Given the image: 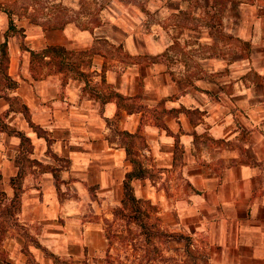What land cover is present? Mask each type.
I'll use <instances>...</instances> for the list:
<instances>
[{
	"label": "crops",
	"instance_id": "crops-1",
	"mask_svg": "<svg viewBox=\"0 0 264 264\" xmlns=\"http://www.w3.org/2000/svg\"><path fill=\"white\" fill-rule=\"evenodd\" d=\"M107 2L100 24L13 18L23 36L7 35L2 65L15 84L0 71L8 198L23 170L2 240L10 264L62 252L104 264L88 256L106 249L102 216L85 217L111 220L121 205L123 130L147 170L134 192L156 204L160 227L205 238L217 263L264 264V0ZM7 27L0 8V43ZM48 45L68 52L32 59Z\"/></svg>",
	"mask_w": 264,
	"mask_h": 264
},
{
	"label": "rangeland",
	"instance_id": "rangeland-1",
	"mask_svg": "<svg viewBox=\"0 0 264 264\" xmlns=\"http://www.w3.org/2000/svg\"><path fill=\"white\" fill-rule=\"evenodd\" d=\"M107 3V0H13L9 5L13 10L12 16L14 19L16 15L22 13L26 9V12L36 14V18L43 22L47 21L52 16H55V18L58 16L59 18L66 20H75L80 25H92L102 23V18L108 8ZM6 5H8V3H6ZM38 5H42L43 9H36V6ZM145 200L154 204L150 199ZM144 206L148 211L149 218L155 220L157 217L156 211L148 205V203H144ZM154 208L157 209L156 204H154ZM86 215L85 218L90 220H96L98 216H102V227L104 230L110 228L112 235L109 255L114 262L113 264H189V261L192 258L184 251V241L181 239L155 236L152 244H155L158 250L161 251L158 252L160 255H156L158 253L154 250L152 245H150L147 251L144 252L143 240L139 228L135 224L131 223L129 225H124V222L121 219H118L117 221H114V219L109 220L110 217L109 219H105L106 217L104 214L90 212ZM15 224L16 223H10L7 225L2 224L0 217V226L6 228L5 234H8V230L12 231V229L9 228L11 225ZM130 237H133L134 240H130ZM26 243L28 242L26 241ZM106 244L105 251L102 249L98 252L94 251L92 254L90 250L88 256L93 258H103L105 264L107 262V238ZM191 246L193 252L191 255L193 254L195 256L196 264H220L210 260V248L205 238L191 236ZM87 251L88 250L85 249V254H87ZM47 253L49 254L50 251L47 250ZM52 260L54 261V264H87L89 261L87 260V257L83 259H72L63 252L56 254ZM120 261H122V263Z\"/></svg>",
	"mask_w": 264,
	"mask_h": 264
},
{
	"label": "trees",
	"instance_id": "trees-1",
	"mask_svg": "<svg viewBox=\"0 0 264 264\" xmlns=\"http://www.w3.org/2000/svg\"><path fill=\"white\" fill-rule=\"evenodd\" d=\"M0 8L4 10L7 15H8V27L6 31L4 32V40L0 43V71L1 73L4 71V67L2 65V62L6 60L7 55H6V46H7V35L11 33H16L18 35L23 36L22 28L18 27L13 19L12 13L13 10L12 8L6 6V5H1ZM36 9L41 10L43 9L42 5L36 6ZM27 15L31 21L33 22H39L36 18V14L28 13L26 12V9L18 14L20 15ZM47 24L50 26H56V25H61V22L57 20H52V21H47ZM68 51L65 47L61 45H48L46 47L40 48V49H30L31 57L33 58H39L42 57L43 55H46L48 53H51L52 55H62L66 54ZM3 77L6 79L7 85L13 86L15 82L8 77V75L3 72ZM118 95V94H117ZM30 123H32L29 120ZM34 128L37 129L38 126L35 124H31ZM5 124L0 122V129H4ZM18 134L21 136V145H22V150L23 146L25 147V144L28 143L30 144V140L27 136L24 135V133L17 131ZM120 133L125 137L126 142H125V150H126V155L128 159L132 163V168L128 170L125 173V178L123 181V197L121 199V205L116 207L113 211L114 213V221H117L118 219L123 220L124 225H129L131 223L135 224L139 228V232L141 234V238L143 240V250L144 252L147 251V249L152 245L154 250L158 253L161 252L158 250L157 246L153 243V238L155 236H166L169 238H177L181 239L184 241V251L186 252L187 255L191 256L192 258L189 261V264H196V258L195 256L191 253L192 252V246H191V237L189 235L180 233V232H172V231H166L162 229L159 226L158 223V218L156 217L155 220H151L148 215V211L146 210L144 203H148L155 211L156 209L154 208V204L150 203V201L142 199L138 197L135 192L134 188L132 185V179L133 178H141L144 177L147 173L146 168L142 165L140 159L136 157V152L133 148V142L136 134L128 132L126 130L120 131ZM17 161V160H16ZM23 175V170L21 167H19L16 175L12 176L10 178V183L13 187L14 193L11 197H7L6 193L0 189V217L2 220V224H10V223H16L18 220L16 218V212L18 211L19 208V196H20V191H21V177ZM0 178H1V172H0ZM112 222V221H108ZM105 236L107 238V243H108V248L106 251L107 254V259L105 264H113V260H111V256L109 255L110 252V246H111V235L112 232H110V228L104 230ZM5 237V227L0 226V264H10V261L8 260L6 256L5 249L2 245V240ZM130 240H134L133 237H130ZM156 255H160L159 253ZM136 256V255H134ZM150 259V258H149ZM141 261V260H138ZM122 263V261H120ZM140 263V262H139ZM142 264V263H141Z\"/></svg>",
	"mask_w": 264,
	"mask_h": 264
}]
</instances>
